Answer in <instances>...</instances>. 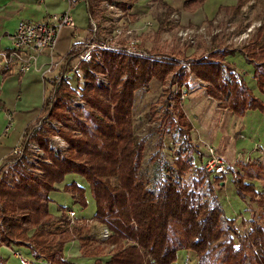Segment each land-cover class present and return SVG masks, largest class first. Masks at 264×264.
<instances>
[{
  "label": "trees",
  "instance_id": "16d2710c",
  "mask_svg": "<svg viewBox=\"0 0 264 264\" xmlns=\"http://www.w3.org/2000/svg\"><path fill=\"white\" fill-rule=\"evenodd\" d=\"M135 1L120 5L128 11ZM85 2L92 31V14L100 0ZM203 3L204 0H187L183 8L194 12ZM242 5L243 0H238L236 5L221 9L236 12ZM83 47L84 42L74 43L65 61L45 75L46 93H50L46 94L36 123H29L25 129L27 145L3 161L0 264H9L1 254L4 246H25L29 254L46 264H81L67 259L65 254L67 245L76 239L82 255L96 259L91 264H173L181 250L194 251L197 264H264V219L251 217L244 235L234 219H227V229L223 231V209L214 184L220 186L226 176L208 171L204 164H195L196 154L202 153L191 140L193 124L180 96L166 86L169 80L173 86L177 81L185 82V66L167 55L139 56L95 49L89 62H78L74 79H67V69L77 61ZM235 51L215 46L187 64L190 72L207 83L208 94L225 101L233 115L244 116L252 110L264 114V100L227 61ZM239 51L254 63V78L264 95V26ZM5 69L0 68L6 74L9 68ZM100 76L106 82H101ZM153 81L165 85L166 98L162 114L158 115L157 104H152L150 110L152 120L158 122L159 134L158 149L150 158L155 166L151 178L143 171L147 142L136 132L135 100L137 93ZM172 132H179L182 143L171 165L165 161L163 151L166 135ZM55 135L67 143V148L53 147ZM31 142L44 152L34 163ZM69 175H80L88 182L95 203L92 217L80 216L70 206H60L58 214L52 213V193ZM233 175L238 195L264 208V186L263 190L257 186L259 182L264 185V163H243ZM201 185H207L210 199L201 194ZM65 190L72 195L74 204L87 207L86 188L78 181L67 183ZM69 210L76 211L75 223ZM124 212L132 221L123 219ZM86 219L110 230V237L102 239L104 245H96L90 227L80 224ZM224 233L234 234L238 242L233 237L222 242ZM107 255V261L101 260Z\"/></svg>",
  "mask_w": 264,
  "mask_h": 264
},
{
  "label": "rangeland",
  "instance_id": "374dc122",
  "mask_svg": "<svg viewBox=\"0 0 264 264\" xmlns=\"http://www.w3.org/2000/svg\"><path fill=\"white\" fill-rule=\"evenodd\" d=\"M176 1L177 4L180 3V8H173L165 0H136L133 8L127 11L122 8L120 3H128L130 0H100L96 12L92 14V19L93 23L96 24L99 37L112 36V33L117 28H121L123 29V34L119 37V42L138 39L140 47L148 52L149 56L151 53L167 55L172 57L170 59L179 61L181 66L189 60L207 54L215 46L236 49L235 52L227 56V61L243 74L247 85L251 87L254 94L264 100V95L260 92L254 78V63L250 62L239 51L252 38V35H255L257 29L260 26H264V0H243V5L236 12L221 8L232 6L235 2L238 3V0H204V3L194 12L183 8L187 0ZM175 2L174 5L176 6ZM188 12L190 13L188 14L190 15V20L187 18ZM68 31L69 28H65L62 31V36L66 35ZM79 32L82 33L84 30H79ZM92 32L93 29L91 34L89 33L88 38L92 35ZM85 36L83 34L76 39L70 36L72 39L71 43L74 44L77 40H83ZM186 72L185 82L187 83L188 98L183 102V108L193 124L191 132L192 143L197 145L202 153V156L196 154L195 164L202 166L206 163L208 160L206 144H210L216 149L217 154L232 166L231 172L226 175V180L223 181L225 184L223 185L222 182L220 186L214 184L223 209L221 229L223 231L227 229V219H234L235 226L239 229L240 234L244 235L250 228L251 217L258 218L261 216V219H264V208L256 202H246L238 195L234 185L233 174L238 172L243 163H264V114L258 110H252L244 116L233 115L225 107V101L216 100L208 94L206 82L197 78L192 71L187 70ZM104 79V76H100L101 82H104ZM8 82L10 81L5 79L3 71L0 70V93L4 91L2 99L5 102L9 101V97H11L5 90L7 85H10ZM80 84L82 85V82ZM166 86H171L173 90L170 80ZM2 88L5 89L2 91ZM164 88L165 85L153 81L147 89L137 93L135 100L136 132L139 137L145 138L147 142L143 171L151 178H153L155 166L150 161V158L158 149L159 134L156 129L158 122L152 120L150 110L152 104H157L158 115L164 111L166 98ZM18 93L19 86L15 90V95ZM49 93L47 92L46 94L48 95ZM4 100L0 101L4 103ZM4 113V109L2 111L0 109V143L10 135L13 136L12 139L20 137L21 149L17 152L20 153L28 142V138L25 139L21 134V131H23V125L21 126V124L23 123L20 116L14 112H12V118L7 115L5 117ZM218 120L219 122L217 123ZM54 124L61 127L59 123L55 122ZM20 134L21 136H19ZM223 140L226 143L224 147L221 146ZM181 143L182 138L179 132H172L166 135L163 152L164 159L169 164H173L175 153ZM67 146V143L60 136L55 135L53 137V147L56 150H64ZM29 148L33 153V158L31 159L33 163L44 154L36 142H31ZM13 151L14 149L10 154L11 156L17 154ZM188 174L189 176L192 175ZM165 175L167 176V172ZM72 180L78 181L80 185L86 188L88 201L86 208L79 204H74L72 195L66 192L65 185ZM257 186L259 190L261 188L263 190L264 185L262 183L259 182ZM200 188L203 189L201 194H209L207 185H201ZM208 198L210 199L211 195H208ZM60 206L73 207L80 216L92 217L94 215V199L88 182L84 177L69 175L64 183L58 185V190L52 193V201L50 203L52 213L58 214ZM122 216L126 222L132 221L126 212ZM80 224L90 227L91 232L96 234V238L97 235L99 237L100 229L98 228H105L98 222L89 224L86 220H80ZM102 233L100 234L101 238ZM231 237L238 242L234 234L225 235V233L221 241H228ZM14 250L21 251L33 264H46L45 261L29 254L25 246H4L1 249V254L8 259L9 264H21L19 259L14 256ZM65 253L66 257L70 253L72 258L78 259L76 248L71 243L67 245ZM106 258H109V256H104L101 260L105 261ZM197 263L198 256L194 251L181 250L173 264Z\"/></svg>",
  "mask_w": 264,
  "mask_h": 264
},
{
  "label": "crops",
  "instance_id": "0c3cea01",
  "mask_svg": "<svg viewBox=\"0 0 264 264\" xmlns=\"http://www.w3.org/2000/svg\"><path fill=\"white\" fill-rule=\"evenodd\" d=\"M175 1L176 0H174V2ZM165 2L173 8L181 7L180 3H176L177 1L175 2L177 7L174 5L173 0H165ZM68 10L72 11L74 15L76 27L75 29L69 28V31L64 36L61 34L55 52L57 59L64 57L65 54H67V52L72 48L73 43H71L72 39L70 36L72 38L75 37L76 39L78 36L83 34L86 35L83 40L75 41V43H82L88 38L89 33L91 34L89 29L91 16L89 14L87 3L82 1L76 4H71L68 0H0V46L3 48L11 46V39L9 36L14 34L18 23L21 20L43 21L48 18L50 14L62 13ZM188 14L190 13L188 12L187 15ZM187 18L189 19L190 15H188ZM79 30H84V32L81 33ZM50 61L51 58L49 54L43 53L37 60V69H32L26 73H20L17 69H9L6 74L4 70H1L3 71L5 79L10 81L8 82L10 85H7L6 89L2 88V91L5 89L6 93L11 97H9V101L5 102V100L2 99L4 91L0 93V100H4V103L0 101V109L1 111L4 109L5 117L7 115V111L9 110L20 116L21 122L23 123L21 124V126L23 125V131H21L22 137L29 123L34 122L40 114L41 107L46 97L44 72ZM18 86L19 93L15 95V90ZM218 122L219 120L217 123ZM21 134L19 136H21ZM12 137L13 136L10 135L0 143V162L4 161L5 158L11 154L16 145L20 143V137L17 139H12ZM225 140H223L221 145L223 147L226 146ZM224 184L225 183H223V185ZM103 227L106 228L105 225H103ZM105 228H98L100 229L98 233L100 239L98 235L96 238V234H93L90 230V234L95 238L96 245L105 244L100 236L101 232H103ZM70 243L76 248L78 259L76 260L72 258V254L70 253L67 256V259L81 264H91L95 262V258H88L82 255L81 247L77 239L71 241ZM107 260L108 258H106L105 261Z\"/></svg>",
  "mask_w": 264,
  "mask_h": 264
},
{
  "label": "built area",
  "instance_id": "2783aa9c",
  "mask_svg": "<svg viewBox=\"0 0 264 264\" xmlns=\"http://www.w3.org/2000/svg\"><path fill=\"white\" fill-rule=\"evenodd\" d=\"M71 4H76L85 0H68ZM93 23V20H92ZM76 22L72 11L68 10L62 13L50 14L48 18L43 21L21 20L18 23L16 31L11 34V46L3 48L0 46V68L17 69L20 73L29 72L32 69H37V60L43 53H48L51 61L49 62L44 75L49 74L56 70L59 65L64 62V57L55 59L54 55L62 34L65 28L75 29ZM123 34V29L117 28L112 36L106 38L99 37L96 24L93 23L92 35L84 41V47L79 53L78 59L71 63L66 73L67 79H74V70L80 61L89 62L92 59L93 51L95 49H112L123 51L139 56H149L143 48L140 47L138 39L130 41H118L119 37ZM185 71L191 70L187 63H184ZM104 82L106 80L104 79ZM173 91L180 96L182 102L188 98L187 88L185 82L177 81L173 86ZM79 98L76 104H79ZM9 118L13 117L12 111H7ZM208 150V160L204 164L205 168L220 176H226L231 171V165L228 164L223 157L217 154V151L210 144H206ZM21 144L18 143L14 148V153L19 152ZM3 161L0 162V169L2 168ZM72 223L76 221V211L69 210L68 212ZM87 223H93V219H86ZM110 230L105 228L102 233V239L107 240L110 237ZM13 254L19 259L21 264H31V261L24 256L19 250H14Z\"/></svg>",
  "mask_w": 264,
  "mask_h": 264
},
{
  "label": "water",
  "instance_id": "95a60500",
  "mask_svg": "<svg viewBox=\"0 0 264 264\" xmlns=\"http://www.w3.org/2000/svg\"><path fill=\"white\" fill-rule=\"evenodd\" d=\"M224 182H222V184H223Z\"/></svg>",
  "mask_w": 264,
  "mask_h": 264
}]
</instances>
